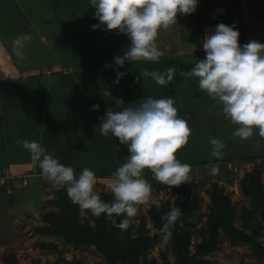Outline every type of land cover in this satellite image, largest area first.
Here are the masks:
<instances>
[{"label": "rangeland", "instance_id": "rangeland-1", "mask_svg": "<svg viewBox=\"0 0 264 264\" xmlns=\"http://www.w3.org/2000/svg\"><path fill=\"white\" fill-rule=\"evenodd\" d=\"M96 11L90 0H0V176L7 180L0 183V264H74L75 260L109 264L94 245L78 247L63 236L37 230L50 226L46 216L58 211L48 203L56 197L55 187L42 178L38 163L34 164L30 153L15 141L40 143L62 164L71 166L77 176L84 168L93 170L94 192L99 196L102 192L112 194L113 173L127 161L128 145L121 144L111 133L101 136V118L108 110L119 112L137 107L149 96L174 99L178 115L192 130L188 144L176 154L182 163L190 165L191 181L170 188L157 182L148 169L144 170V178L152 186L151 198L137 206V215L130 222L135 223V234L141 216L146 215L149 234H159V238L142 261L164 264L163 254L175 261L169 241L151 222L149 210L157 201H170L175 208L176 188L180 186L200 203L192 233L193 251L195 244L209 236L207 219L213 184L229 196L235 209L234 225L245 233H253L254 228L246 227L241 218L242 208L252 206L241 190L240 180L256 166L262 168L264 178V138L258 129L248 139L235 137L233 132L239 126L225 118L222 105L200 90L198 78L182 77L178 71L173 82L161 86L140 74L142 69L164 72L169 67L190 71L206 57L198 42L203 32L197 31L193 23L198 35L193 39L187 38L183 30L171 38L160 30L156 42L164 55L159 62L126 61L121 67L114 58L123 56L130 47V37L119 30H106L105 25L93 29L100 23ZM203 14L202 23L206 22ZM216 15L214 25L223 21V16ZM20 34L31 35L23 48L24 60L12 51V41ZM118 71L126 75L116 84ZM105 90L111 94L103 95ZM93 105L99 108L94 110ZM210 137L224 143L222 159L210 155ZM210 165L219 166L217 175H210ZM30 207L39 216H34ZM80 215L87 217L81 208ZM253 218L252 223L263 222L261 213ZM256 239L264 243V229ZM204 258L206 264H264L251 244H233L223 229H219L217 248Z\"/></svg>", "mask_w": 264, "mask_h": 264}, {"label": "clouds", "instance_id": "clouds-1", "mask_svg": "<svg viewBox=\"0 0 264 264\" xmlns=\"http://www.w3.org/2000/svg\"><path fill=\"white\" fill-rule=\"evenodd\" d=\"M97 11L99 24L93 29L106 26V30H119L130 37L131 45L123 56H116L114 63L123 66L125 62H159L164 52L157 46L160 30L168 31L177 23L178 14H191L197 9L198 0H90ZM240 33L235 25H216L212 34H206L203 49L206 57L195 63L190 71L169 67L164 72L141 70L144 78L151 77L158 85L173 82L176 73L182 77L198 78L199 88L217 104L231 123L238 125L235 137L248 139L258 129L264 138V43L251 41L242 47ZM31 40L30 34H20L12 41V51L19 60H24L23 48ZM111 65H106L110 67ZM7 75V74H6ZM126 73L117 72L118 84ZM140 76L137 77V80ZM111 93L107 90L103 95ZM98 109L99 105H93ZM101 136H112L121 144L128 145L127 161L113 173L111 192L114 200L104 202L94 192L95 172L84 168L77 176L71 166H65L36 141L18 139L17 145L30 153L34 164L38 163L42 178L55 188L65 189L68 197L81 210L90 211L99 217L106 214L113 226L127 230L130 219L137 215L138 205L150 201L152 186L144 178L148 169L153 178L172 188L191 181V167L177 158V152L186 146L192 135L188 122L178 115L175 101L171 97L144 98L137 107L122 111L108 110L99 125ZM213 146L210 155L223 158L225 145L218 138L210 137ZM210 175L219 173L218 165H210ZM156 206L160 204L157 201ZM34 216L39 212L30 207ZM125 218L117 223L116 217ZM182 216L179 208H173L162 217L160 229L162 238L172 237V229Z\"/></svg>", "mask_w": 264, "mask_h": 264}, {"label": "trees", "instance_id": "trees-1", "mask_svg": "<svg viewBox=\"0 0 264 264\" xmlns=\"http://www.w3.org/2000/svg\"><path fill=\"white\" fill-rule=\"evenodd\" d=\"M60 77L66 78L60 74ZM6 159L9 161L8 157ZM243 194L251 201L252 209L242 208L241 218L246 227H253V233L248 234L234 225V207L228 195L223 193L222 188L213 184L211 191V209L208 213L207 226L209 236L204 237L200 243L195 244L194 251L192 233L199 216L200 203L196 196H189L183 186L176 188V199L174 207L179 208L182 216L172 229V237L169 248L176 255L175 261L163 254L164 264H206L204 258L217 248L219 229H223L233 244H251L260 259H264V243L257 241L261 229H264V178L260 166L245 172L240 180ZM56 197L48 200V203L58 208L46 216L50 222L48 227H40L41 233L63 236L65 240L72 242L75 246L94 245L107 259L109 264H149L142 261L148 251L156 244L159 234L151 236L146 223V215L141 216L137 224L135 234L133 229L135 223L130 222L127 230L121 231L112 225L106 214L99 217L86 211L87 217L82 218L80 207L74 204L67 195L65 189L55 188ZM100 198L104 202L111 203L114 196L111 193L102 192ZM172 210L170 201H162L157 207L153 204L149 215L153 225L160 231L163 226L162 217ZM261 213L263 222L252 223L254 215ZM125 217H116L117 223ZM255 221V220H253ZM93 222V223H92ZM258 224V225H257ZM46 245V244H43ZM56 248V246L50 245ZM74 264H86L80 260L73 261Z\"/></svg>", "mask_w": 264, "mask_h": 264}, {"label": "crops", "instance_id": "crops-1", "mask_svg": "<svg viewBox=\"0 0 264 264\" xmlns=\"http://www.w3.org/2000/svg\"><path fill=\"white\" fill-rule=\"evenodd\" d=\"M201 13H204V21L206 22L202 23L203 18ZM216 14L221 17L223 16L221 23L229 26L235 25V29L240 33V44L253 40H264V0H198L197 9L194 13L187 15L178 14L177 23L170 30L162 31L171 38L178 31L181 34L183 30L187 38L191 37L193 39L196 36L198 37L195 30H193L194 28L191 24L193 23L196 25L197 31L203 32L200 33L203 35L200 38L201 40L198 41L203 46L205 35L212 34L215 31L217 23L215 22L214 25L212 21L215 20ZM188 16L191 18L189 19ZM204 31L206 32L205 35ZM164 47L167 49V44ZM6 168L8 167L6 166Z\"/></svg>", "mask_w": 264, "mask_h": 264}, {"label": "built area", "instance_id": "built-area-1", "mask_svg": "<svg viewBox=\"0 0 264 264\" xmlns=\"http://www.w3.org/2000/svg\"><path fill=\"white\" fill-rule=\"evenodd\" d=\"M10 178V177H9ZM13 179V178H10ZM7 180L5 179V177L0 176V183H5Z\"/></svg>", "mask_w": 264, "mask_h": 264}]
</instances>
